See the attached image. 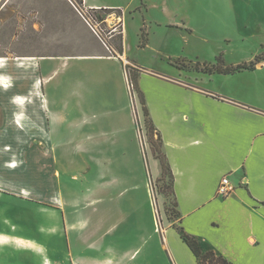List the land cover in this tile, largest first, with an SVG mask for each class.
<instances>
[{"label":"crops","instance_id":"crops-1","mask_svg":"<svg viewBox=\"0 0 264 264\" xmlns=\"http://www.w3.org/2000/svg\"><path fill=\"white\" fill-rule=\"evenodd\" d=\"M116 1L82 0V5L109 10L107 20L121 18L122 54L115 49L120 58L111 56L113 52L102 44L89 49L91 30L70 0L60 1L67 24L64 31L71 45L60 55L41 57L32 64L38 77L33 86L42 92L51 126L66 122L71 111L68 102L50 93L56 83L60 84L61 69L96 62L92 66L102 72L100 79L125 80L122 60L129 59L125 35L131 16L126 7L130 0H124L125 6L121 0ZM149 1L131 0L135 8L142 2L148 6ZM263 73L264 63L254 71L229 75L180 71L178 78L160 74L159 78L143 79L145 84L153 82L144 87L146 106L162 136L163 151L174 174L179 212L174 223L167 218L163 196L157 194L162 209L159 212L152 178H113L107 186H101L102 190L98 186L67 197L58 191L48 192V198L53 200L48 205L27 200L25 194L29 191L18 196L0 191V196L11 203L22 202L19 209L11 207L13 216L8 224L12 227L0 231V264H199L175 225L195 236L203 252L213 250L231 264H264ZM1 77L3 84V78L8 76ZM71 79V74H64L63 82ZM218 82L221 85H216ZM15 101L24 106L29 100L28 96L18 95ZM16 121L22 127L33 123L24 112L16 114ZM142 121L145 127V115ZM126 130L117 128L121 140ZM58 133L60 140L52 139L50 145H64V135ZM10 163L6 167H18L17 162L15 167ZM154 163L155 176H161L159 161L154 159ZM225 176L234 191L223 198L217 189ZM100 180L105 184L103 178ZM88 208L92 210L87 212ZM27 212L43 219L35 215L33 220L26 219Z\"/></svg>","mask_w":264,"mask_h":264},{"label":"rangeland","instance_id":"rangeland-1","mask_svg":"<svg viewBox=\"0 0 264 264\" xmlns=\"http://www.w3.org/2000/svg\"><path fill=\"white\" fill-rule=\"evenodd\" d=\"M60 1L4 0L0 8V58L6 59L0 68V191L17 196L29 191L25 194L27 200L48 205L53 204L48 192L58 191L67 197L98 186L102 190L101 186H107L113 178H152L159 212L162 209L157 194L163 196V207L165 212L169 210L166 214L172 222L169 217H176V208L170 177L163 174L161 164V176H155L156 158L146 117L145 127L142 121L145 114L140 91L145 96L144 87L153 83L148 80L145 84L143 79L159 78L160 74L178 78L180 71L208 74L196 70L203 59L209 66L222 60L227 67L235 62H250L252 57L264 53V0H150L148 6L142 2L137 8L130 0L126 7L131 16L125 35L129 59L122 60L125 80L100 79L102 72L92 66L96 62L61 69L60 84L56 83L50 93L63 103L68 102L71 111L66 122L52 127L42 92L33 86L38 77L32 64L41 57L60 55L71 45L68 32L64 31L67 24ZM73 2L78 5L82 0ZM120 3L126 5L124 0ZM108 13L109 10L97 11L103 34L99 38L89 28L92 36L88 37L87 47L95 50L102 44L110 48L111 56L120 58L115 49L122 46V21L115 16L107 20ZM113 27L117 32L111 35ZM142 28L148 35L147 48L139 47ZM22 62L25 65H20ZM107 64L115 66L113 62ZM64 74H71V81L63 82ZM1 75L8 76L10 88L3 86ZM18 95L28 96L29 101L19 106L15 101ZM18 112H24L33 123L20 126L16 121ZM118 127L127 129L124 140L117 134ZM57 130L64 135L62 146L50 145L52 139L60 140ZM118 138L121 141L117 142ZM154 142L159 145L157 136ZM10 161L18 167H6ZM101 178L105 184H101ZM21 204V200L11 203L0 196V231L12 227L8 224L13 216L11 207L19 209ZM91 210L88 208L87 212ZM156 212L160 225L157 208ZM32 215L24 213L26 219L33 220Z\"/></svg>","mask_w":264,"mask_h":264},{"label":"trees","instance_id":"trees-1","mask_svg":"<svg viewBox=\"0 0 264 264\" xmlns=\"http://www.w3.org/2000/svg\"><path fill=\"white\" fill-rule=\"evenodd\" d=\"M147 34L145 33L144 29L142 28V34H141V42L139 47L144 48L147 46ZM120 52L122 54V48H120ZM221 61V62H220ZM264 63V53H261L257 55L252 61L250 62H245L237 65H230L225 67L222 65V60H219L218 64H213V65H208L206 62L201 65L200 62L197 63L196 70H199L204 73L208 74H214V73H220V74H236L238 72H243V71H254L258 67H260ZM203 67V68H200ZM135 84L138 86L137 79L135 78ZM140 95L142 97V104H143V109H144V114L146 117V124L147 128L150 132V143L152 145V151L154 153V156L156 159L160 161L163 174H169L170 177V186L172 189V195L175 200V208L176 210L173 212L175 213V216L173 219L169 217V219L174 223L178 218H179V212L177 210L178 207V202L175 196V191H174V174L172 172L171 166L168 162L167 156L165 155L163 151V140L161 134L157 131V129L154 126V123L150 117L149 110L146 106V100L145 96L142 91H140ZM157 136L160 143L157 146L154 142V137ZM168 209L166 210V213L168 214ZM179 234L181 235V238L187 243V245L190 247L191 251L193 254L197 257L199 264H231V262L226 259L222 255H218L215 251L210 250L207 252H203L199 241L195 236H192L188 234L183 227L181 226H174Z\"/></svg>","mask_w":264,"mask_h":264},{"label":"built area","instance_id":"built-area-1","mask_svg":"<svg viewBox=\"0 0 264 264\" xmlns=\"http://www.w3.org/2000/svg\"><path fill=\"white\" fill-rule=\"evenodd\" d=\"M3 1L4 0H0V8L3 5ZM70 1L73 4V6L76 8L81 18L89 26V28L99 38H101V35L103 34V30L101 28L102 22L98 18V15H96L97 11H101V9L86 8L82 5V2L77 3L78 5H76V3L73 2V0H70ZM116 32H117V29L115 27L111 28V32H110L111 35H114ZM107 49L111 51L109 47H107ZM233 191H234V186L231 184V181L229 180V178L226 176L223 177L217 189L218 196L226 198L230 196Z\"/></svg>","mask_w":264,"mask_h":264},{"label":"bare ground","instance_id":"bare-ground-1","mask_svg":"<svg viewBox=\"0 0 264 264\" xmlns=\"http://www.w3.org/2000/svg\"><path fill=\"white\" fill-rule=\"evenodd\" d=\"M27 60H31V59H27ZM6 61V59H3V58H0V68H3V66L5 65L3 62H5ZM20 65H25V63L24 62H22V63H20ZM8 79L7 78H3V84H4V86H8ZM15 163H10L9 164V166L10 167H15V165H14ZM58 202H60V200L58 201ZM32 250H35V249H32Z\"/></svg>","mask_w":264,"mask_h":264}]
</instances>
